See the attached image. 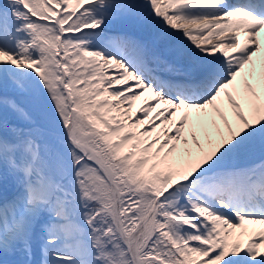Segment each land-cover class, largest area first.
Wrapping results in <instances>:
<instances>
[{"label": "snow or ice", "instance_id": "snow-or-ice-1", "mask_svg": "<svg viewBox=\"0 0 264 264\" xmlns=\"http://www.w3.org/2000/svg\"><path fill=\"white\" fill-rule=\"evenodd\" d=\"M262 33L264 0H2L0 264H264Z\"/></svg>", "mask_w": 264, "mask_h": 264}, {"label": "bare ground", "instance_id": "bare-ground-1", "mask_svg": "<svg viewBox=\"0 0 264 264\" xmlns=\"http://www.w3.org/2000/svg\"><path fill=\"white\" fill-rule=\"evenodd\" d=\"M142 104H143V100L138 101L136 107L139 108V107L142 106ZM8 183H10V184L12 185L11 178H9V182H8ZM17 258H18V257H9L10 260H12V259H17Z\"/></svg>", "mask_w": 264, "mask_h": 264}, {"label": "rangeland", "instance_id": "rangeland-1", "mask_svg": "<svg viewBox=\"0 0 264 264\" xmlns=\"http://www.w3.org/2000/svg\"><path fill=\"white\" fill-rule=\"evenodd\" d=\"M0 1H2V0H0Z\"/></svg>", "mask_w": 264, "mask_h": 264}]
</instances>
